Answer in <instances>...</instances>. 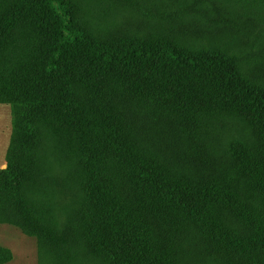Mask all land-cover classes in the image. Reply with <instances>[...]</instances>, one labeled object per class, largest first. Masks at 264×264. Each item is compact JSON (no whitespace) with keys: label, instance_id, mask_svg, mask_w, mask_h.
I'll return each instance as SVG.
<instances>
[{"label":"trees","instance_id":"obj_1","mask_svg":"<svg viewBox=\"0 0 264 264\" xmlns=\"http://www.w3.org/2000/svg\"><path fill=\"white\" fill-rule=\"evenodd\" d=\"M72 1L0 0V224L56 264H186L191 246L264 264V35L246 60L180 41L196 21L264 27V0H122L140 22L96 32ZM50 143L80 192L62 221Z\"/></svg>","mask_w":264,"mask_h":264},{"label":"rangeland","instance_id":"obj_2","mask_svg":"<svg viewBox=\"0 0 264 264\" xmlns=\"http://www.w3.org/2000/svg\"><path fill=\"white\" fill-rule=\"evenodd\" d=\"M72 1V0H71ZM78 18L92 31L122 30L123 25H137L140 20L130 12L122 15V0H73ZM157 15L165 11L169 13L177 10L175 4L152 7ZM233 24L228 29L216 26H208L196 21L190 24L189 30H184L181 42L188 47H194L207 51L224 52L233 54L242 60L257 57V48L264 35V27L253 19H247L246 24L240 23L233 17ZM259 24V25H258ZM135 27V26H134ZM12 115L7 104H0V170L6 166V151L11 135ZM54 143L55 142L54 140ZM61 152L59 144L45 146L44 162L45 174L54 191L55 214L62 221L67 216L69 202L80 192L72 186L68 177V166L64 165L63 157L59 158L55 152ZM0 245L10 250L12 259L6 264H56L52 256L41 249L38 240L34 236L26 235L18 226L8 223L0 224ZM186 264H223L222 261L213 260L199 246H191L185 252ZM82 264H97L89 258Z\"/></svg>","mask_w":264,"mask_h":264}]
</instances>
